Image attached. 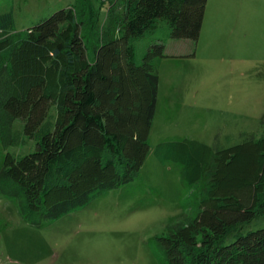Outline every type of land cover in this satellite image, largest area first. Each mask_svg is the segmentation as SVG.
Wrapping results in <instances>:
<instances>
[{
	"label": "trees",
	"instance_id": "trees-1",
	"mask_svg": "<svg viewBox=\"0 0 264 264\" xmlns=\"http://www.w3.org/2000/svg\"><path fill=\"white\" fill-rule=\"evenodd\" d=\"M206 1L125 0L96 43L87 40L88 0L24 30L0 15V138L10 142L19 118L35 141L0 162V193L23 217H60L137 175L158 90L151 59L164 45L137 63L132 42L160 21L172 37L196 40ZM155 156L181 164L185 180L205 191L194 217L158 237L169 264H264V226L245 230L264 218V137L223 148L184 137L159 143Z\"/></svg>",
	"mask_w": 264,
	"mask_h": 264
},
{
	"label": "rangeland",
	"instance_id": "rangeland-1",
	"mask_svg": "<svg viewBox=\"0 0 264 264\" xmlns=\"http://www.w3.org/2000/svg\"><path fill=\"white\" fill-rule=\"evenodd\" d=\"M124 2L88 0L94 11L85 13L89 42L114 26ZM67 5L83 6L80 0H0V15L11 13L12 27L24 30ZM132 43L137 63L151 45H164V55L151 59L158 90L139 172L53 219L23 217L0 193V264H169L158 237L194 217L205 191L202 182L185 180L181 164L159 160L156 146L188 137L223 148L264 137V0H207L196 40L172 37L160 21ZM10 136L9 143L0 138V162L7 152L34 148L21 119ZM260 226L264 218L245 230Z\"/></svg>",
	"mask_w": 264,
	"mask_h": 264
}]
</instances>
